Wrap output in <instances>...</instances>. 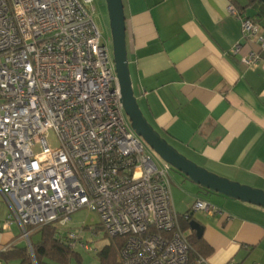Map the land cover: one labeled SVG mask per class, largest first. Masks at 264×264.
Listing matches in <instances>:
<instances>
[{"label":"built area","instance_id":"obj_1","mask_svg":"<svg viewBox=\"0 0 264 264\" xmlns=\"http://www.w3.org/2000/svg\"><path fill=\"white\" fill-rule=\"evenodd\" d=\"M92 4L0 0V195L10 208L0 231L17 224L32 251V229L54 225L72 250L94 253L84 228L65 231L88 210L107 237L125 240L121 264H208L191 255L173 204L172 167L156 159L125 113L113 50ZM229 13L259 46L241 61L264 69L261 27L233 5ZM195 212L221 211L197 200L184 218Z\"/></svg>","mask_w":264,"mask_h":264},{"label":"crops","instance_id":"obj_2","mask_svg":"<svg viewBox=\"0 0 264 264\" xmlns=\"http://www.w3.org/2000/svg\"><path fill=\"white\" fill-rule=\"evenodd\" d=\"M232 1L249 2L123 0L129 68L145 117L170 144L221 177L264 190V69H250L241 61L259 46L244 39L240 20L229 13ZM257 8L242 13L264 36ZM236 45L242 50L233 55ZM193 186L194 199L185 206L178 203L180 210L173 198L180 216L197 200L221 211L192 214L212 249L207 263L264 264V209ZM9 213L0 195V220ZM18 227L0 231V254L29 247L21 229L13 232Z\"/></svg>","mask_w":264,"mask_h":264},{"label":"water","instance_id":"obj_3","mask_svg":"<svg viewBox=\"0 0 264 264\" xmlns=\"http://www.w3.org/2000/svg\"><path fill=\"white\" fill-rule=\"evenodd\" d=\"M258 1L264 4V0ZM106 5L122 103L136 134L162 161L184 175L193 184L211 193L264 209V190L229 180L199 166L170 144L148 121L138 103L132 84L124 2L123 0H106ZM190 227L199 238H202L203 227L197 221L192 220Z\"/></svg>","mask_w":264,"mask_h":264},{"label":"trees","instance_id":"obj_4","mask_svg":"<svg viewBox=\"0 0 264 264\" xmlns=\"http://www.w3.org/2000/svg\"><path fill=\"white\" fill-rule=\"evenodd\" d=\"M237 6V9L241 12L247 11L248 8H256L259 6L257 17L264 19V4L258 0H249L247 6H241L239 3L232 1ZM257 24V23H256ZM181 228L184 232H190L188 241L191 245L192 257L202 256L206 257L212 249L204 241L203 238H199L194 231L191 230L190 223L192 217L189 220L182 215ZM40 235L37 242L32 241V236ZM30 243L32 246V252L29 247L22 249L11 248L6 252L0 254V261L9 262L15 259H22L23 264L31 263L33 261L36 264H70L76 260L78 264H82L81 257L75 250H72L63 238L60 237L58 229L54 225H47L44 227L32 229L30 235ZM125 244V240L121 238L114 239V242L108 246H105L98 253V261L100 264H121L120 251Z\"/></svg>","mask_w":264,"mask_h":264},{"label":"rangeland","instance_id":"obj_5","mask_svg":"<svg viewBox=\"0 0 264 264\" xmlns=\"http://www.w3.org/2000/svg\"><path fill=\"white\" fill-rule=\"evenodd\" d=\"M92 6L94 7V21L101 32L103 38L108 42L110 48L113 50L112 47V38H111V31H110V21L108 16V10L106 5V0H93ZM47 142L48 144L56 149L60 146L59 139L54 131H49L47 135ZM41 148L37 146L35 148V152H40ZM156 159L161 161V159L156 155ZM170 180H171V187H172V194L174 198V202L176 205V209L180 210L178 203L187 204V202H191L192 197V189L194 184L190 182L186 177H184L178 171L172 169L170 173ZM207 193H211L208 190H204ZM202 192V191H201ZM203 194V193H201ZM189 198H188V197ZM188 199V200H187ZM100 221L96 214L89 212L88 210H80L79 212L75 213L72 216V221L70 222L69 226L65 228V231L68 229H81L84 228L83 231V238L86 241L95 242L98 252L89 253L86 250L77 248L75 250L76 253L79 254L81 257L82 264H100L98 261V253L105 247L114 242L113 239L107 237L99 227ZM14 233L19 234L20 228H15L13 231ZM40 238V235L32 236V241L37 242ZM72 264H78L76 260L72 261Z\"/></svg>","mask_w":264,"mask_h":264}]
</instances>
